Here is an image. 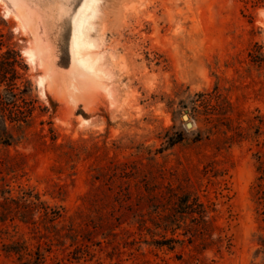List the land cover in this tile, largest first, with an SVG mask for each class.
Wrapping results in <instances>:
<instances>
[{
	"label": "rangeland",
	"instance_id": "rangeland-1",
	"mask_svg": "<svg viewBox=\"0 0 264 264\" xmlns=\"http://www.w3.org/2000/svg\"><path fill=\"white\" fill-rule=\"evenodd\" d=\"M86 1L0 0V264H264V0H95L94 76Z\"/></svg>",
	"mask_w": 264,
	"mask_h": 264
},
{
	"label": "trees",
	"instance_id": "trees-1",
	"mask_svg": "<svg viewBox=\"0 0 264 264\" xmlns=\"http://www.w3.org/2000/svg\"><path fill=\"white\" fill-rule=\"evenodd\" d=\"M11 53L13 54L12 51ZM9 60H10V63L14 62L13 58H10ZM15 79H16V73L12 72L11 82H13ZM27 91H28V88L26 86L24 90L21 92V94L26 95ZM17 103H18V97L13 88L6 90L5 95H2V93H0V144L4 146H10V143L13 142V137L10 135L8 127L6 126V122L4 118V115H5L4 111H8L7 109L18 108ZM8 121L11 124L22 123L26 125V123H28L26 121L25 116H21V115L19 116V114L18 116H13V118L9 117ZM175 143H178V142H173L172 145H174ZM259 179L262 180V178H259ZM4 204H7L6 200L3 203H0V207H2ZM38 206L42 207L43 211H45L44 215L45 217H47V208L43 207L42 204ZM179 208L182 210V212H180V215H187L193 218L192 223H194L195 228H192L193 230H191V232L188 231L187 234L190 235L191 239H199L205 243L208 240L207 237L209 238L212 232L214 231V227L211 221L207 219L208 208L205 207L203 204L199 203L197 199H195L192 203H188V201L182 202L180 203ZM33 211L34 210L29 211V213ZM193 215H196V218H194ZM0 216L1 217L3 216V212H0ZM169 242L176 243L174 242V240H169ZM220 243H221V239L219 238L217 240V244H220ZM39 260H40V264H44L41 258Z\"/></svg>",
	"mask_w": 264,
	"mask_h": 264
},
{
	"label": "bare ground",
	"instance_id": "bare-ground-1",
	"mask_svg": "<svg viewBox=\"0 0 264 264\" xmlns=\"http://www.w3.org/2000/svg\"><path fill=\"white\" fill-rule=\"evenodd\" d=\"M95 0L86 1L78 12V17L72 27V36L70 42V51L72 61L77 68L86 74L94 76L97 74V61L91 59V50L95 44L86 34L85 25L95 17L97 10L94 8ZM28 57L33 60V53H27ZM75 67V66H74Z\"/></svg>",
	"mask_w": 264,
	"mask_h": 264
},
{
	"label": "water",
	"instance_id": "water-1",
	"mask_svg": "<svg viewBox=\"0 0 264 264\" xmlns=\"http://www.w3.org/2000/svg\"><path fill=\"white\" fill-rule=\"evenodd\" d=\"M182 118H183L184 121H187V116H183ZM186 127L187 128H191V124L187 123Z\"/></svg>",
	"mask_w": 264,
	"mask_h": 264
}]
</instances>
